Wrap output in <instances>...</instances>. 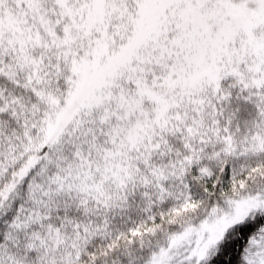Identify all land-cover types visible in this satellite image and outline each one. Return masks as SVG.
<instances>
[{"label": "snow or ice", "instance_id": "snow-or-ice-1", "mask_svg": "<svg viewBox=\"0 0 264 264\" xmlns=\"http://www.w3.org/2000/svg\"><path fill=\"white\" fill-rule=\"evenodd\" d=\"M0 264H264V0H0Z\"/></svg>", "mask_w": 264, "mask_h": 264}]
</instances>
